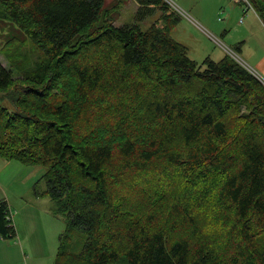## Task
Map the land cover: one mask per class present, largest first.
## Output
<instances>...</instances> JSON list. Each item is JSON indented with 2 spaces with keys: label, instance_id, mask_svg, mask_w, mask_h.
Listing matches in <instances>:
<instances>
[{
  "label": "trees",
  "instance_id": "16d2710c",
  "mask_svg": "<svg viewBox=\"0 0 264 264\" xmlns=\"http://www.w3.org/2000/svg\"><path fill=\"white\" fill-rule=\"evenodd\" d=\"M134 1L117 27L105 0H0V32L40 53L17 39L19 77L0 62V158L45 168L35 193L67 220L54 264H264V83L230 55L192 60L169 4Z\"/></svg>",
  "mask_w": 264,
  "mask_h": 264
},
{
  "label": "rangeland",
  "instance_id": "374dc122",
  "mask_svg": "<svg viewBox=\"0 0 264 264\" xmlns=\"http://www.w3.org/2000/svg\"><path fill=\"white\" fill-rule=\"evenodd\" d=\"M105 1L109 10L121 7L117 13H113L117 27L137 21L139 4L134 0ZM164 1L169 4V11L180 18L172 37L187 47L192 60L202 64L207 58L220 61L225 55H230L264 82V71L256 65V61L264 57V25L259 24L254 11L247 9V4L238 0ZM163 16V10L156 8L152 16L140 22L142 28L146 30L157 22L158 26L163 27ZM17 28L10 22L1 24L0 62L12 67L15 76L19 77L23 71L16 67L19 63L9 57L18 56L21 52L17 39L25 45L22 57L28 55L31 59L40 53L33 43L25 42L27 37L21 35ZM12 43L14 46L8 50ZM241 45L244 52L240 50ZM0 105L13 108L10 100L3 95H0ZM7 162L0 158V196L10 206L17 236L14 239L0 238V264H54L67 220L65 216L55 214L54 204L48 196L35 193V187L46 170L17 161H9L10 165H6ZM38 190L43 192L45 184L42 183ZM84 243L85 235L77 231L71 250L79 253Z\"/></svg>",
  "mask_w": 264,
  "mask_h": 264
},
{
  "label": "crops",
  "instance_id": "0c3cea01",
  "mask_svg": "<svg viewBox=\"0 0 264 264\" xmlns=\"http://www.w3.org/2000/svg\"><path fill=\"white\" fill-rule=\"evenodd\" d=\"M232 11V10H231ZM253 14L255 15V16H257V14L255 13V12H253ZM254 16V17H255ZM257 18L259 19V17L257 16ZM259 21V24L260 25H264L262 22H261V20L259 19L258 20ZM207 23L209 24V26H211L212 24L210 23V21H208L207 20ZM262 28H263V30H264V26H262ZM242 42H240L239 44H241ZM236 44V43H235ZM241 49V52H244V47L241 45V47H240ZM264 55V54H263ZM256 65L260 68V69H263V71H264V57H263V59L261 60V61H256ZM264 74V73H263ZM6 165H10V162L8 161L7 162V164ZM1 182H0V189H2V187H1ZM0 198L2 199V197L0 196Z\"/></svg>",
  "mask_w": 264,
  "mask_h": 264
},
{
  "label": "built area",
  "instance_id": "2783aa9c",
  "mask_svg": "<svg viewBox=\"0 0 264 264\" xmlns=\"http://www.w3.org/2000/svg\"><path fill=\"white\" fill-rule=\"evenodd\" d=\"M238 2H242V3H246L248 4V6H250L248 0H238ZM251 7V6H250ZM175 10H177V8H175ZM258 77V76H257ZM259 78V77H258ZM260 79V78H259ZM261 80V79H260ZM263 82V80H261ZM264 83V82H263ZM3 201V199L0 198V203Z\"/></svg>",
  "mask_w": 264,
  "mask_h": 264
},
{
  "label": "bare ground",
  "instance_id": "6f19581e",
  "mask_svg": "<svg viewBox=\"0 0 264 264\" xmlns=\"http://www.w3.org/2000/svg\"><path fill=\"white\" fill-rule=\"evenodd\" d=\"M158 23V22H157ZM173 33V32H172Z\"/></svg>",
  "mask_w": 264,
  "mask_h": 264
}]
</instances>
